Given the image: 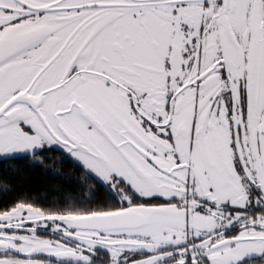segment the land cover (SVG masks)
Instances as JSON below:
<instances>
[{
	"label": "snow or ice",
	"instance_id": "snow-or-ice-1",
	"mask_svg": "<svg viewBox=\"0 0 264 264\" xmlns=\"http://www.w3.org/2000/svg\"><path fill=\"white\" fill-rule=\"evenodd\" d=\"M0 264H264V0H0Z\"/></svg>",
	"mask_w": 264,
	"mask_h": 264
}]
</instances>
